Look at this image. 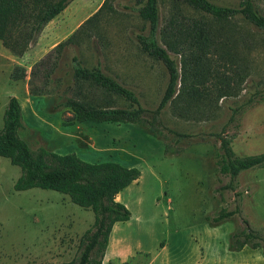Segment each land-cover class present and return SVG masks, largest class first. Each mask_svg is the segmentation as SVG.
<instances>
[{"label": "rangeland", "instance_id": "1", "mask_svg": "<svg viewBox=\"0 0 264 264\" xmlns=\"http://www.w3.org/2000/svg\"><path fill=\"white\" fill-rule=\"evenodd\" d=\"M145 1L107 0L72 44L51 52L104 2L72 1L34 39V44L42 43V54L51 52L47 78L41 70L30 81L42 95L29 96L30 76L12 80L16 65L0 53V129L7 102L15 97L23 123L18 136L32 151L42 147L59 155L75 154L87 163L113 162L140 171L139 185L120 197L130 220L114 227L101 264H264L261 249H229L231 234L244 229L242 220L253 230L264 228V168L241 172L234 190L224 189L230 179L217 172L219 141L214 136L225 128L224 135L234 137L231 147L238 157L264 153V30L240 16L218 22L186 0H157L155 40L176 62L182 82L155 119L152 112L169 75L139 43V37L150 35L149 23L139 15ZM208 1L232 8L241 2ZM259 7L264 15V2ZM195 22H206L212 35L205 56L182 44L181 32ZM194 53L201 56L197 63ZM73 57L83 68H98L132 91L146 111L141 116L145 123L63 126L72 116L63 106L67 99L106 109H132L123 98L92 83L74 82ZM241 105L245 110L229 124L231 109ZM147 124H153L157 134ZM20 173L19 167L0 157V264L72 262L80 237L93 223V213L55 191H15ZM237 204L239 216L217 227L208 225L206 217Z\"/></svg>", "mask_w": 264, "mask_h": 264}, {"label": "trees", "instance_id": "2", "mask_svg": "<svg viewBox=\"0 0 264 264\" xmlns=\"http://www.w3.org/2000/svg\"><path fill=\"white\" fill-rule=\"evenodd\" d=\"M72 1L0 0L1 45L13 56H23L47 24L61 14ZM106 1L104 0L93 15L68 38L59 42L51 52L72 44L77 32L100 14ZM186 2L195 10L203 12L218 22H228L240 16L257 30H264V15L259 7L264 0H241L237 8L217 6L208 0H186ZM139 15L150 26L149 37H139L141 49L149 56L161 61L169 75L164 95L156 110L152 112L156 119L160 111L173 100L176 87L179 82H182V76H179L176 62L155 40L158 28L157 0H146L139 10ZM181 35L184 36L182 44L187 43L189 48L199 50L200 55L205 56V52L211 48L212 35L206 22L193 23L190 27L185 28ZM177 44H180V41ZM166 46L173 50L170 44ZM51 52L32 66L28 83L29 95L43 94L42 90L32 89L30 81L34 80L41 70H44L47 78L49 72H46L48 69L46 61L50 59ZM200 58L201 56H196L194 53L195 63ZM72 61L75 64L74 82L92 83L107 93L123 98L132 109H106L89 102L67 99L63 106L72 112V116L62 122L63 126H72L76 123H145L141 116L146 111L141 107L132 91L119 85L114 79L103 74L100 69L83 68L75 57L72 58ZM50 65L54 66L55 60ZM14 70V74L11 75L12 80L20 81L27 77L24 68L16 66ZM244 110V105L231 109L229 124L233 123L236 116ZM148 126L153 134H157L153 124ZM22 127L21 106L15 97H10L5 107L0 129V157L8 159L11 165L20 168L21 173L13 186L14 190L21 192L37 188L55 191L66 195L74 205L91 211L94 217L93 223L80 237L76 258L66 264H101L113 226L117 223L127 222L131 217L130 211L125 205L118 202L116 197L139 179L140 171L113 162L87 163L75 154L59 155L42 147L32 151L27 143L18 136V131ZM224 129L220 134L214 135L219 141L217 172L230 179L223 188L233 191V182L241 172L264 168V153L245 157L236 156L231 147L234 137L224 135ZM184 137H190V135H184ZM236 196L240 195L236 193ZM239 215L240 206L237 204L232 210L221 209L215 216L206 217V221L209 226L217 227ZM242 222L244 229L236 230L231 234L229 249L238 252L245 247H250L251 249H261L264 254V228L253 230L246 220H242Z\"/></svg>", "mask_w": 264, "mask_h": 264}, {"label": "crops", "instance_id": "3", "mask_svg": "<svg viewBox=\"0 0 264 264\" xmlns=\"http://www.w3.org/2000/svg\"><path fill=\"white\" fill-rule=\"evenodd\" d=\"M74 1V0H73ZM101 6V5H100ZM68 7V6H67ZM99 9V8H98ZM60 15V14H59ZM58 15V16H59ZM56 18V17H55ZM54 18V19H55ZM53 19V20H54ZM52 20V21H53ZM50 23V22H49ZM48 23V24H49ZM47 24V26H48ZM46 26V27H47ZM45 27V28H46ZM44 28V29H45ZM44 31V30H43ZM43 31L40 33L42 34ZM40 39V38H39ZM55 47V46H54ZM53 47V48H54ZM43 45L42 43L40 42V40H37V42L34 44V40L33 42L31 43L29 49L27 52H25V54L21 57H16V56H13L7 49H5L1 43H0V53L1 55H3L5 57V59H8L9 61H13V63L18 66V67H22L25 69V72H26V75L29 77V74H30V71L32 69V66L37 63L39 60L43 59L44 57H46L47 54H42V49H43ZM52 48V49H53ZM52 51V50H51ZM15 66V67H16ZM26 79V78H25ZM30 96V95H29ZM140 179H141V176L139 177V179L137 181H135L134 183H132L129 187H127L125 190H128L130 189V187H132V185H139L138 183L140 182ZM123 190V191H125ZM122 191V192H123ZM121 192V193H122ZM121 193H119L116 197V200L118 202L121 203V200H120V197H121ZM118 224V223H117ZM117 225L115 224L111 230V233H110V236H109V241H108V246L105 250V252H108L110 250V245H111V242H112V232H113V229L114 227H116Z\"/></svg>", "mask_w": 264, "mask_h": 264}]
</instances>
